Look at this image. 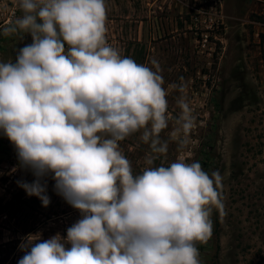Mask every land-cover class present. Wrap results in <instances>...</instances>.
<instances>
[{"label":"clouds","instance_id":"1","mask_svg":"<svg viewBox=\"0 0 264 264\" xmlns=\"http://www.w3.org/2000/svg\"><path fill=\"white\" fill-rule=\"evenodd\" d=\"M16 6L22 15L0 34L31 43L0 62V133L34 177L17 186L47 208L52 180L80 214L66 238L23 237L18 264H201L197 244L210 238L213 211L224 215L225 205L220 172L183 154L198 126L188 82L180 77L166 89L156 59L149 67L109 44L106 0ZM170 90L180 94L176 115ZM136 133L149 146L139 173L120 148ZM170 141L182 154L165 164Z\"/></svg>","mask_w":264,"mask_h":264},{"label":"rangeland","instance_id":"2","mask_svg":"<svg viewBox=\"0 0 264 264\" xmlns=\"http://www.w3.org/2000/svg\"><path fill=\"white\" fill-rule=\"evenodd\" d=\"M107 40L137 63L156 59L167 89L188 82L198 126L183 153L211 174L223 177L225 214L213 211V232L198 243L201 264H264V0H106ZM17 0H0V30L22 15ZM31 37L0 34V62L14 61L16 50ZM170 90L169 111L179 113ZM168 129L161 138L168 140ZM141 133L120 142L139 173L149 146ZM182 153L169 142L165 164ZM162 159L155 161L159 165ZM34 177L18 167L14 146L0 133V264H18L23 237L42 233L46 240L67 228L80 214L54 191L43 207L17 186Z\"/></svg>","mask_w":264,"mask_h":264}]
</instances>
